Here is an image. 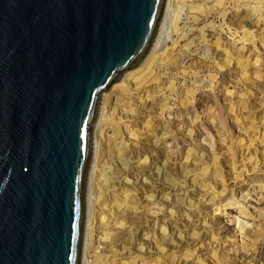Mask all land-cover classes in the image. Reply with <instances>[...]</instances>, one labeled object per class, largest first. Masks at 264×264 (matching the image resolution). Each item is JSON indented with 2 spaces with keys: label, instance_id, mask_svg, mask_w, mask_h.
<instances>
[{
  "label": "water",
  "instance_id": "obj_1",
  "mask_svg": "<svg viewBox=\"0 0 264 264\" xmlns=\"http://www.w3.org/2000/svg\"><path fill=\"white\" fill-rule=\"evenodd\" d=\"M169 0H0V264H86L101 94Z\"/></svg>",
  "mask_w": 264,
  "mask_h": 264
},
{
  "label": "rangeland",
  "instance_id": "obj_2",
  "mask_svg": "<svg viewBox=\"0 0 264 264\" xmlns=\"http://www.w3.org/2000/svg\"><path fill=\"white\" fill-rule=\"evenodd\" d=\"M207 2L171 1L165 27L169 35L178 40L179 50L174 59L167 63L166 75L162 78L165 92L160 95L169 108L164 111L157 108L150 112L151 106L144 107V102L140 103L142 96H136L133 100L135 106L141 107L139 112L151 115L157 131L166 138L161 148L146 147L149 173L159 177V184L167 180L178 184L171 189L170 207H165L159 220L168 228L167 238L171 243L166 247L168 252L156 255L157 241L152 242L151 238H159L158 224L151 226L147 215L141 214L139 217L128 210L122 216L124 219L115 215L108 220L110 228L116 227L122 220L125 223L117 229L124 232L117 236V244L120 245L114 247L118 249L112 256L106 244L100 241L102 228L95 219L97 213L106 210V206L114 205L118 200L114 195L120 192H114L111 184L105 187L104 182L102 186L95 181L90 227L95 240H99L94 246L100 247L97 249L100 257L92 256L94 250L92 246L88 247L86 264L91 260L95 264H264V78L258 80L251 76L249 93L243 96L242 92L246 90L240 83L238 66H223L228 57L226 51L237 53L246 45L247 57L253 59L256 54L260 55V70L264 75V0H224L196 20L190 7ZM180 6L183 8L180 9ZM259 7L262 9H257ZM179 10H182L181 13ZM176 12L180 26L178 32L173 34L168 25H171L170 19ZM251 17L252 24L260 22L261 30L249 25L253 33L248 40L244 36V29H238L235 22L251 21ZM246 30H249L248 27ZM165 38L159 48L173 45L170 36L165 35ZM245 39L248 40L246 43ZM255 71V66L251 65V75ZM212 77L216 78V83ZM173 85L174 90L171 89ZM149 87L150 90L157 89L156 84ZM189 90L196 92L195 99L192 98V103L185 109L180 106V100ZM124 102L120 99V103ZM244 104L250 109L248 114L242 111ZM210 106L217 111L214 120L206 116ZM102 107L101 103V110ZM145 114L140 112L138 117L130 119L138 130L143 128ZM198 114L203 119H193ZM242 115L249 119H244ZM190 131H193L191 136ZM142 139H146L145 136ZM135 150L133 146L131 158L137 162L140 158ZM107 151L113 156L110 167L111 172L115 173L117 151L114 146ZM186 172H189L187 177ZM141 180L144 178L140 177L139 182ZM140 193L138 198L142 197V200L138 204H148L144 192ZM132 195L129 202L135 204L138 199L134 192ZM98 196L99 202H96ZM185 197L197 202V205L195 203L190 208ZM171 234L177 236L173 238ZM143 236L151 240L154 255L142 257L137 254V238ZM125 244L126 248H121Z\"/></svg>",
  "mask_w": 264,
  "mask_h": 264
},
{
  "label": "bare ground",
  "instance_id": "obj_3",
  "mask_svg": "<svg viewBox=\"0 0 264 264\" xmlns=\"http://www.w3.org/2000/svg\"><path fill=\"white\" fill-rule=\"evenodd\" d=\"M171 1L172 0H169L165 21L149 56L134 72L129 73L121 82L114 84L110 89L101 94V103L103 104V107L101 110L100 118L96 125V129L94 132L95 138L92 140L90 152L91 205L94 204V199L92 198V187L96 183L95 181L101 183L102 186L105 183V187L111 184V186H114V192H120L119 195H114L115 199H118L114 202V205L106 206V210H103V212L100 214L97 213L95 219L96 223L99 224V227L102 228V236L100 237V241H103L104 244H106V248H109L108 250L110 251L112 256L117 253L118 249L117 248L115 250L114 247L120 245V243L117 244L119 241L116 238L118 235L123 234L124 232L121 230L118 231L117 229L123 227L125 223L122 220L118 222V225L116 227L110 228L108 220L110 218H113V216L115 215H119L120 218H122V216H125V213H128V210H132L139 217L141 216V214L147 215L148 221L150 222L151 226H155L158 224L157 230H160V236L159 238L153 237L154 240L153 238H151L152 242L157 241L158 248L156 249V255H159V253H167L168 249L166 247L171 245V243H169L170 241L167 238V225L165 223L160 224L159 220L160 214L162 213V211H165V207H170L169 202L171 201V189H174L175 186H177L178 184L174 181H170L167 179V181L162 184L158 183L159 177L156 178L153 173H149V166H147V161L149 157L147 155L148 149H146V147L161 148L166 138L164 135H160L157 131V126H155V124L151 121V115L145 114L140 111L142 115L145 114L144 119H142L143 128L141 130L135 128L134 125L131 124L130 120L135 119L140 114L139 110H141V107L138 108L137 105L135 106L133 102L136 96H142L140 98V103L143 104L144 102V107H146L147 105L149 107L151 106L150 112L156 110L157 108L162 109L163 111L165 110V108H169L167 106L166 101L164 102L162 101V99H160V95L161 93L163 94L165 92L162 78L166 75L165 70L167 68V63L174 59L175 55H177V52L179 50V43L177 42L178 40H174L171 36L172 34L170 33L171 35H169V32L165 27L166 19L170 12L169 7ZM222 1L224 0H208L207 3H204L200 6L194 7V5H192L190 7L191 13L197 20L200 18L201 15L205 16L206 13L212 11L215 6ZM181 7L182 6H180L179 8L181 9ZM262 7L264 9V4ZM262 7H259L257 9L261 10ZM178 12H176L171 17V25H168L171 26V32H173V34L178 32L180 26L178 25ZM251 22H253L252 17L251 21L240 20L238 22H235V25L238 27V29H244V36L248 38V40L253 33L250 32L249 25L258 28V31L261 30V28L259 27L260 22L259 24H252ZM247 27L249 30H246ZM165 35L171 37L173 45L168 48H166V46L164 47L163 45L164 49H162L163 47L159 48V44L163 42L162 40L165 41ZM248 40L245 39L244 42L246 43ZM160 45H162V43ZM246 50V45H244L240 49V52L231 53L229 51H226L228 57H226L223 63L224 67L229 68H231L233 64H236L238 66V71L240 74V83L242 84V87H244L246 90L243 91L244 93L242 92L243 96L249 93V82L251 80V76H254V78L258 80L264 78V75L260 70V67L262 66L260 55L256 54L255 58L250 59V57H247L245 54ZM251 65L255 66L256 68V71L253 75H251L250 73ZM158 70L160 71V73L157 74ZM161 73L163 74L162 77ZM212 80L216 83L215 77H212ZM151 84H156L157 89L150 90L149 86ZM171 89L174 90L175 86H171ZM195 94L196 92L194 90H189L185 97L180 100V106L187 109V107L193 101L192 98L195 99ZM120 99L124 100L125 102L120 103ZM242 111L248 114V112H250V109H248V107H246V104H244L242 107ZM207 112L208 114L206 116L209 120H214L217 117V111L216 109H214L213 106H210ZM242 117H244V119H249V117H247L246 115H242ZM193 119H203V117L198 114ZM237 119L239 120L240 116H238ZM189 135H193V131H190ZM142 136H145L146 139H142ZM262 137H264V134L262 135ZM110 146H114L118 154V165L115 173L111 172L110 167V164L113 161V156H110L109 152L107 151ZM133 146L136 149L135 151L138 153V156L140 158L137 162H135L131 158V148ZM100 147H102L101 150H99ZM135 159H137V157H135ZM217 159L218 156L214 158L215 163ZM128 168L129 170H127ZM113 174L115 175L114 178H112ZM188 175L189 172H186L185 177H187ZM140 177L144 178V180H141L139 182ZM153 177H155V179ZM130 178L135 179L136 182H132V179ZM154 184H158V186L154 187ZM141 191L144 192V196L146 195V201L148 202V204H138V202L142 200V197L138 198V196L141 194ZM133 192L136 198L138 199L137 203L135 204L129 202L131 201L129 199L131 198V196H133ZM99 198V196L96 197L95 201L99 202ZM186 202L188 203L190 208L194 207L195 203L197 205V202H193L191 199L189 200L188 198L186 199ZM142 203H145V201H142ZM152 222L154 223L152 224ZM90 225H92L91 222ZM111 229H116L117 231L112 232L113 230L110 231ZM171 236L174 238L177 235L171 234ZM179 236L182 237V233H180ZM151 240H149V237L145 236H143L142 238H137V241H139L137 243V246L139 247L137 248L136 252L139 256L144 257L146 254L154 255L152 247H150ZM98 241L95 240L94 232L90 227L88 247L91 248L92 246L94 250V254L92 256L100 257V251H97V249L100 247L94 246L95 244H97ZM126 245L127 244H125V246L122 245L121 248L125 249ZM89 264H95V261L91 260V263Z\"/></svg>",
  "mask_w": 264,
  "mask_h": 264
}]
</instances>
